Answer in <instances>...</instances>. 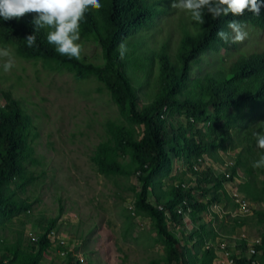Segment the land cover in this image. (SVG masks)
Returning <instances> with one entry per match:
<instances>
[{
  "label": "rangeland",
  "instance_id": "374dc122",
  "mask_svg": "<svg viewBox=\"0 0 264 264\" xmlns=\"http://www.w3.org/2000/svg\"><path fill=\"white\" fill-rule=\"evenodd\" d=\"M170 26L172 15H160L150 30L154 37L160 38ZM244 30L248 33L247 42L264 41V30L251 26ZM78 43L84 62L96 65L106 62L98 40L81 37ZM0 47L10 48L15 62L10 72L0 67V85L22 100L32 118L28 136L30 151L25 161L29 182L25 188L12 182L9 189V193L29 205L0 219V256L9 249L12 254L7 264H16L36 253L39 250L36 240L53 222V232L49 234L52 242L38 264H171L169 243L157 230L154 218L138 207L141 188L138 174L103 173L93 158L100 144L110 139V121L126 126L136 140L143 137L144 126L127 120L109 88L95 74L78 76L76 70L57 61L22 57L14 46H4L1 42ZM237 58L236 50L211 51L205 54L201 68H195L194 74L201 75L209 68L216 72L230 71ZM3 62L0 60V64ZM128 66L137 81L140 103L151 101L156 92V66L152 72L134 61H129ZM237 114L234 106L226 114L212 107L198 118L176 107L165 111L175 125L185 127L188 142L181 139V148L172 152L165 167L154 175L156 191L168 192L181 184L184 188L206 190L195 191L197 198L207 205L205 212L192 216V208L179 207L184 222L169 223L187 247L192 264H232L229 254L218 250L219 241L225 236L245 235V248L236 246L233 239L225 240L230 244L229 252L234 260L251 257L252 247L260 244L264 235L261 216L264 202H255L244 191L243 186L250 179L242 169L233 176L232 168L241 150L238 128L246 116L231 129V134L224 138L216 135L217 127L227 126L230 117ZM263 115L264 106H261L253 117ZM201 136L211 143L210 149L201 152L190 149V142H201ZM214 140L217 145H212ZM120 160L129 164L131 152ZM193 165L195 171L191 169ZM203 174L223 179V189L204 179ZM257 186H264L263 175L257 177ZM153 189L151 201H154ZM241 201L249 205L248 212L240 211ZM196 232L203 233V238L192 237ZM212 247L215 258L210 262L206 251ZM254 264H264L261 252Z\"/></svg>",
  "mask_w": 264,
  "mask_h": 264
},
{
  "label": "trees",
  "instance_id": "16d2710c",
  "mask_svg": "<svg viewBox=\"0 0 264 264\" xmlns=\"http://www.w3.org/2000/svg\"><path fill=\"white\" fill-rule=\"evenodd\" d=\"M172 3L173 0H101L103 7L99 11L86 13L80 24V34L84 40L99 41L106 60L103 65L60 55L55 45L48 43L47 29L36 32V45L28 47L25 38L35 32L32 24L35 13L26 14L20 19L0 18V42L4 46H14L22 57H44L57 61L76 70L78 76L95 74L109 88L127 120L144 126L143 137L136 140L126 126L110 121V139L100 144L93 158L103 173L128 174L134 171L138 174L141 182L138 207L154 218L157 230L169 243L171 264H192L187 247L172 231L169 223L172 221L179 225L184 222L179 207L185 210L192 208V216L200 211L205 212L207 205L197 198L195 191L203 193L206 190L184 188L181 184L173 186L168 192L156 191L154 175L165 167L169 155L181 148V139L188 142L185 127L175 125L165 111L176 107L185 109L192 118H198L212 107L226 114V110L234 106L238 109L237 116L230 117L227 126L217 127L216 135L223 138L231 134V129L246 116V121L238 128L241 150L232 168L233 176L238 174L239 168L242 169L250 179L244 184V191L255 202H264V186H257V177L259 174L264 176V168L251 167L252 162L264 154L253 136L254 131H264L260 129L264 126V115L253 117L255 110L264 106V41L247 42L246 37L243 42L232 43L230 40L225 42L217 35L218 31L224 30L231 37V29L227 27L231 20L238 21L244 27L264 30V3L259 15L245 11L242 16L213 19L205 9L204 24L191 20L189 14L173 8ZM160 15H172V26L162 37L156 38L150 28ZM122 42L127 47L124 59L120 58L118 50ZM223 48L238 53V61L233 64L232 70L216 72L209 68L195 76V68H201L205 54L219 52ZM129 61L148 67L151 72L156 66V92L151 101L140 103L137 81L128 70ZM31 127L32 118L22 100L0 85V219L29 205L26 200H19L9 193V189L12 182L21 188H25L29 182L25 161L30 151L28 136ZM212 143L217 145L215 140ZM210 146L211 143L201 136V142L192 141L189 148L201 152L210 149ZM128 152H131L132 160L125 165L120 158ZM191 169L195 171V166H191ZM208 172L212 171L209 169ZM203 178L223 189V179L214 176L208 178L204 174ZM153 187L154 201H151L150 191ZM216 199H220L219 196ZM261 216L264 221V212ZM53 226L51 222L36 240L39 250L16 264L39 263L43 252L52 242L49 234L53 232ZM194 235L204 236L200 232L192 237ZM241 245L245 248V240ZM254 247L256 252L251 257H236L235 264H254L259 252L264 260V235L261 243ZM206 253L209 255L206 259L212 262L215 258L214 248ZM11 254L9 249L4 252L0 256V264H7Z\"/></svg>",
  "mask_w": 264,
  "mask_h": 264
},
{
  "label": "clouds",
  "instance_id": "9594fccd",
  "mask_svg": "<svg viewBox=\"0 0 264 264\" xmlns=\"http://www.w3.org/2000/svg\"><path fill=\"white\" fill-rule=\"evenodd\" d=\"M262 3L264 0H173L172 7L189 14L191 20L204 24L205 9L213 19L229 15L242 16L245 11L259 15ZM102 7L101 0H0V18L20 19L26 14L35 13L32 21L35 32L25 38L28 47L36 45V32L47 29V41L55 45L60 55L82 60V48L78 43L81 38V21L86 13L99 11ZM227 27L231 29V37L224 30L217 32L218 37L225 42L230 40L232 43H240L246 39L248 33L238 21H229ZM118 50L120 58L124 59L126 44L122 42ZM0 60L4 61L0 64L4 72H10L15 67L10 48L0 47ZM260 129H264V126ZM253 136L257 147L264 150V131H254ZM251 167L264 168V154L254 160Z\"/></svg>",
  "mask_w": 264,
  "mask_h": 264
},
{
  "label": "built area",
  "instance_id": "2783aa9c",
  "mask_svg": "<svg viewBox=\"0 0 264 264\" xmlns=\"http://www.w3.org/2000/svg\"><path fill=\"white\" fill-rule=\"evenodd\" d=\"M238 207L240 209V211H243V212H248L249 211V205L244 202V201H241L239 202L238 204ZM245 235L243 236H239V237H230V236H225L224 238H221L220 241H219V246H218V250H221L223 252H226L228 255V259H229V263H232L234 264L235 263V260L234 258H231V252L230 251V244L225 240V238H230V239H233L234 242H236V246L238 245H241L240 243L243 241V240H246V238H244ZM234 244V245H235ZM233 246V245H232ZM255 247H252L251 249V254L253 255L255 253ZM234 255V254H233Z\"/></svg>",
  "mask_w": 264,
  "mask_h": 264
}]
</instances>
